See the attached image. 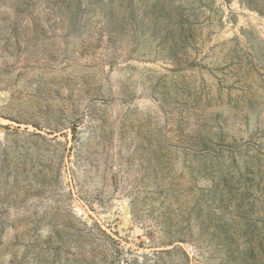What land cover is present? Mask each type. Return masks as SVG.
<instances>
[{
    "label": "rangeland",
    "instance_id": "374dc122",
    "mask_svg": "<svg viewBox=\"0 0 264 264\" xmlns=\"http://www.w3.org/2000/svg\"><path fill=\"white\" fill-rule=\"evenodd\" d=\"M0 264H264V0H0Z\"/></svg>",
    "mask_w": 264,
    "mask_h": 264
}]
</instances>
